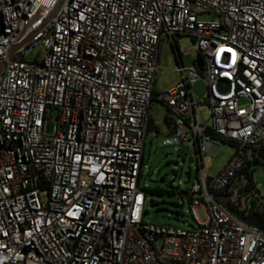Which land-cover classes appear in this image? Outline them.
Wrapping results in <instances>:
<instances>
[{"label":"built area","instance_id":"2783aa9c","mask_svg":"<svg viewBox=\"0 0 264 264\" xmlns=\"http://www.w3.org/2000/svg\"><path fill=\"white\" fill-rule=\"evenodd\" d=\"M164 39L182 59L156 96L173 120L164 145L193 144L198 161L187 230L144 219ZM223 144L235 152L210 176L205 157ZM263 154L264 0H0V264H264V229L250 223L264 194L242 180Z\"/></svg>","mask_w":264,"mask_h":264},{"label":"rangeland","instance_id":"374dc122","mask_svg":"<svg viewBox=\"0 0 264 264\" xmlns=\"http://www.w3.org/2000/svg\"><path fill=\"white\" fill-rule=\"evenodd\" d=\"M203 21H210L214 16L210 13L199 15ZM180 46L186 49L184 55L185 64L193 66L198 56L197 50L194 48V42L190 37H180ZM159 64L161 71L156 77L154 88L157 92H164L173 87L180 79L179 73L176 71L178 61L176 52L171 43L164 39L163 47L160 52ZM206 81L200 80L194 85V90L197 99L201 102L203 109L201 118L204 125L212 126L211 113L207 109V104L204 102L207 94ZM225 90L224 86H221ZM168 108L159 101H154L150 110L153 130L149 131L145 142L143 154V166L141 182L147 187H163L177 192L176 188H188L193 181L197 179V165L195 146L190 145H164V141L171 137V129L168 127L165 118L168 116ZM54 123L50 122L48 131L52 133ZM235 150L229 144H223L217 148L215 153L210 152L205 157V168L210 176H216L224 168ZM172 161L168 164V161ZM178 171L175 174L174 170ZM190 172V175H189ZM165 178V179H163ZM245 182V178H242ZM254 180L259 186L260 192L264 194V165L262 163L256 165L254 171ZM181 182V183H180ZM46 199V194L42 195ZM162 204L154 205L150 198L147 201L148 214L145 216L147 223L173 226L181 229H194L198 224L194 221L190 206L177 193L158 198ZM199 215L202 219L206 218V213L203 208L199 209Z\"/></svg>","mask_w":264,"mask_h":264},{"label":"trees","instance_id":"16d2710c","mask_svg":"<svg viewBox=\"0 0 264 264\" xmlns=\"http://www.w3.org/2000/svg\"><path fill=\"white\" fill-rule=\"evenodd\" d=\"M153 101H158L157 99H156V97L154 96L153 97ZM162 103V102H161ZM162 104H164V103H162ZM165 105V104H164ZM168 108V107H167ZM168 111H169V113H168V116L165 118V120H166V123H167V125H168V127L171 129V134H172V132H173V130H172V117H171V112H170V110H169V108H168ZM154 128V127H153ZM153 128H152V121H150V124H149V131L150 130H153ZM172 161L170 160V161H168V164H170ZM261 162H260V160H256V161H254V162H251V163H249V166L246 168V170L244 171V175H245V179L247 180V189H249V190H251V189H254V188H257L258 187V185H257V183L255 182V180H254V171L256 170V167L255 168H253V169H251V166L254 164V165H258V164H260ZM175 174H178V171L175 169L174 171H173ZM189 175H190V172H189ZM197 177H198V170H197ZM141 177H142V172H141V174H140V183H141V185H143L142 184V182H141ZM163 179H165V178H163ZM143 187H144V189H145V191H146V193H147V201H148V198H150V200H151V203L152 204H154V205H160V204H162V202L158 199L159 197H162V196H168V195H170V194H174V193H177L178 195H180L184 200H186L187 202H188V205L190 206V204H191V201H192V197L190 196V192H189V187L188 188H185V189H183V188H180V187H177L176 188V190H177V192H174V191H172L171 189H168V188H163V187H154V188H151V187H147V186H145V185H143ZM246 189V190H247ZM148 214V210H147V207H146V210H145V216ZM261 222L263 223V225H264V217L263 218H261Z\"/></svg>","mask_w":264,"mask_h":264},{"label":"water","instance_id":"95a60500","mask_svg":"<svg viewBox=\"0 0 264 264\" xmlns=\"http://www.w3.org/2000/svg\"><path fill=\"white\" fill-rule=\"evenodd\" d=\"M172 47L174 48V50L176 52L178 64H182V59H181V57L179 55L178 48L175 45H173ZM196 64L198 65V68L200 70H202V71L204 70V63H203V59L202 58H198L197 61H196ZM262 160H263V164L262 165H264V156H262ZM221 200H222L223 203L226 204L227 197H222ZM250 223H252V224H254L256 226H259L262 229H264L263 223L261 222V220L259 219L258 215H256V214L251 217Z\"/></svg>","mask_w":264,"mask_h":264},{"label":"crops","instance_id":"0c3cea01","mask_svg":"<svg viewBox=\"0 0 264 264\" xmlns=\"http://www.w3.org/2000/svg\"><path fill=\"white\" fill-rule=\"evenodd\" d=\"M164 41V40H163ZM163 41H162V43H161V45H160V48H159V57H160V52H161V49H162V47H163ZM178 41H179V39H178ZM170 42V41H169ZM171 43V42H170ZM172 45V44H171ZM179 45H180V43H179ZM185 62V61H184ZM155 81H156V79H155ZM155 84V83H154ZM154 93H155V97L159 94V93H161V92H157L156 90H155V88H154ZM154 102V101H153ZM153 102H152V104H151V106H150V110H151V108H152V105H153ZM169 112V111H168ZM150 121H152V119H151V116H150ZM217 151V148H213L212 149V153H215Z\"/></svg>","mask_w":264,"mask_h":264},{"label":"flooded vegetation","instance_id":"af4514ba","mask_svg":"<svg viewBox=\"0 0 264 264\" xmlns=\"http://www.w3.org/2000/svg\"><path fill=\"white\" fill-rule=\"evenodd\" d=\"M262 156H264V154L260 156V162L263 164Z\"/></svg>","mask_w":264,"mask_h":264}]
</instances>
